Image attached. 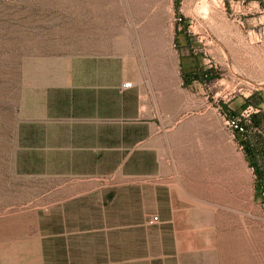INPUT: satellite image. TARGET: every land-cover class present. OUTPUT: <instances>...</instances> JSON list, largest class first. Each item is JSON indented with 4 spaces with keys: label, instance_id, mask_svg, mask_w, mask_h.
<instances>
[{
    "label": "crops",
    "instance_id": "1",
    "mask_svg": "<svg viewBox=\"0 0 264 264\" xmlns=\"http://www.w3.org/2000/svg\"><path fill=\"white\" fill-rule=\"evenodd\" d=\"M260 3L264 0L254 1ZM180 5L93 0L79 16L77 54H56L52 71L41 69L37 77L26 71L15 80L10 131L15 174L76 180L47 192L50 219L36 259L63 264H221L227 259L225 229L193 190H157L159 220L150 223V205L141 199L145 190L135 194L101 183L155 172L164 180L166 150L181 148L174 143L182 141L178 133L197 123L186 120L196 118L197 110L171 106L183 92L211 80L206 75L218 62H229L223 42L219 61L197 53L201 44L204 54L213 51L202 35L207 21L192 16L182 27L175 15ZM126 82L131 86L124 88ZM255 125L258 130L243 143L254 150L250 161L264 201V125L260 120ZM173 155L174 165L180 163L179 154Z\"/></svg>",
    "mask_w": 264,
    "mask_h": 264
},
{
    "label": "rangeland",
    "instance_id": "2",
    "mask_svg": "<svg viewBox=\"0 0 264 264\" xmlns=\"http://www.w3.org/2000/svg\"><path fill=\"white\" fill-rule=\"evenodd\" d=\"M92 1L0 0V264H63L36 259L40 255L35 248L50 219L47 192L76 180L15 174L10 163L12 89L26 71L33 77L44 68L52 71L56 54H77L79 16ZM157 1L171 0H141ZM179 1L175 15L182 27L192 16L199 23L207 21L202 35L213 51L204 54L205 46L199 43L197 53L216 61L223 42L229 62H218L212 75H206L211 80L183 92L171 106L197 110L196 118H186L197 123L178 133L182 141L174 143L181 148L166 150L164 180L155 172L101 183L105 188L133 189L135 194L145 190L141 199L150 205L151 215L156 214L157 190H193L207 200L213 219L225 229L227 259L221 264H264V201L243 143L247 134L258 130L255 121L264 125V5L254 4L257 0H174ZM235 123L247 131L238 132ZM174 153L181 161L176 165Z\"/></svg>",
    "mask_w": 264,
    "mask_h": 264
},
{
    "label": "built area",
    "instance_id": "3",
    "mask_svg": "<svg viewBox=\"0 0 264 264\" xmlns=\"http://www.w3.org/2000/svg\"><path fill=\"white\" fill-rule=\"evenodd\" d=\"M179 20H181L180 17H179ZM130 86H131V82H126V83L123 84V87H124V88H128V87H130ZM234 127H235V129H236L238 132H242V133L244 132L243 127L240 126L238 123H235V124H234ZM158 220H159V217L155 214V215H152V216L150 217L149 222H150V223H155V222H157Z\"/></svg>",
    "mask_w": 264,
    "mask_h": 264
},
{
    "label": "trees",
    "instance_id": "4",
    "mask_svg": "<svg viewBox=\"0 0 264 264\" xmlns=\"http://www.w3.org/2000/svg\"><path fill=\"white\" fill-rule=\"evenodd\" d=\"M255 124H256V121H255ZM243 127V126H242ZM243 129H244V132L243 133H245L247 130H246V127L244 128L243 127ZM244 148H245V151H246V153L248 154V156L252 159V157L254 156V150H252L250 147H248V145H245L244 144ZM263 154H264V150H263ZM254 166V165H253ZM256 174H257V176H258V173L257 172H255Z\"/></svg>",
    "mask_w": 264,
    "mask_h": 264
}]
</instances>
